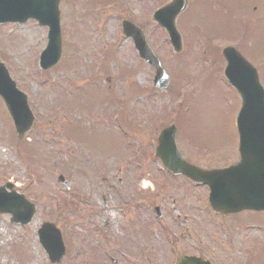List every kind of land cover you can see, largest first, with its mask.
Instances as JSON below:
<instances>
[{
    "label": "rangeland",
    "instance_id": "1",
    "mask_svg": "<svg viewBox=\"0 0 264 264\" xmlns=\"http://www.w3.org/2000/svg\"><path fill=\"white\" fill-rule=\"evenodd\" d=\"M169 1L62 0L63 51L49 71L38 67L46 27L35 20L0 24V61L36 116L19 141L0 99V186L13 183L37 205L26 226L0 215V264H53L38 239L44 222L61 230L66 252L58 264H171L167 237L159 236L171 226L175 255L188 250L216 261L237 256L246 264L253 252L233 238L244 228L264 247V212L220 218L208 206L206 189L169 177L154 155L157 130L175 124L178 146L190 162L211 169L239 160L241 99L225 78L221 51L237 48L264 87V0H189L177 18L180 54L152 21ZM123 19L144 30L168 70V90L153 87L155 72L123 36ZM60 174L70 191L58 182ZM136 194L144 207L130 219ZM153 198L159 219L152 207L147 210ZM251 262L264 264V248Z\"/></svg>",
    "mask_w": 264,
    "mask_h": 264
},
{
    "label": "water",
    "instance_id": "2",
    "mask_svg": "<svg viewBox=\"0 0 264 264\" xmlns=\"http://www.w3.org/2000/svg\"><path fill=\"white\" fill-rule=\"evenodd\" d=\"M59 3L60 0H0V22H25L29 18H36L40 24L49 26L50 41L41 58L44 69L54 66L61 55ZM187 4V0H172L155 14V21L166 28L176 51H181L182 44L175 22ZM9 13L26 14L22 16L23 18L6 17L5 15ZM123 26L125 35L135 40L140 56L156 69V86L166 88L168 78L143 31L130 22H124ZM223 54L228 62L227 78L242 99V108L237 119L240 162L226 169L211 171L188 163L177 147L175 126L162 131L156 155L173 175H184L195 182L208 184L211 189L210 205L223 216L244 210L264 211V89L259 82L257 70L234 48H225ZM0 96L14 119L21 139L30 129L33 116L27 104V97L17 89L2 64H0ZM59 181L66 184L62 176ZM0 212H10L13 214V221L26 224L31 221L35 206L22 195L15 192L5 194L1 191ZM39 234L51 261L60 262L65 254L60 231L54 225L46 223ZM180 264L210 263H203L193 257L183 258Z\"/></svg>",
    "mask_w": 264,
    "mask_h": 264
},
{
    "label": "flooded vegetation",
    "instance_id": "3",
    "mask_svg": "<svg viewBox=\"0 0 264 264\" xmlns=\"http://www.w3.org/2000/svg\"><path fill=\"white\" fill-rule=\"evenodd\" d=\"M120 183H122V180H119ZM195 186H198L196 184H194ZM139 194H136V196H133V201H134V204H133V212H138V210H142L143 207H144V203H143V198L142 197H139L138 196ZM237 233H241V235H237L235 233H233V238L234 240H236L235 244L239 246V241L240 239L242 241H245L247 242V246H248V249H249V252H253V254H249L247 255V260H246V264H254L251 262V258L254 256V255H259L258 253H256L255 251V242L252 238V236L250 235L249 233V229L248 228H244L241 232H239L238 230H236ZM237 247V246H236ZM235 257L237 256H231L230 258H232V260H228L227 257H217V264H239V260H236ZM210 259H213V258H210Z\"/></svg>",
    "mask_w": 264,
    "mask_h": 264
}]
</instances>
